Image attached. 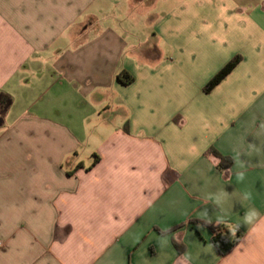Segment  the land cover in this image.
<instances>
[{
  "label": "crops",
  "instance_id": "0c3cea01",
  "mask_svg": "<svg viewBox=\"0 0 264 264\" xmlns=\"http://www.w3.org/2000/svg\"><path fill=\"white\" fill-rule=\"evenodd\" d=\"M0 241V264H264V0H0Z\"/></svg>",
  "mask_w": 264,
  "mask_h": 264
},
{
  "label": "trees",
  "instance_id": "16d2710c",
  "mask_svg": "<svg viewBox=\"0 0 264 264\" xmlns=\"http://www.w3.org/2000/svg\"><path fill=\"white\" fill-rule=\"evenodd\" d=\"M239 56L233 57L223 68H221L203 87V92L209 93L240 61ZM116 79L119 83L122 85H128L132 81V77L126 72L121 71L117 74ZM209 154L213 155L218 159V165L217 166H228L231 161L230 159H226L223 157H220L217 153H215L212 150L208 151ZM198 226H201L203 228L208 229L212 233L211 237V244L215 248V250L218 252L219 255L223 256L226 255L233 247L234 245L239 241L240 234L237 232L236 236H232L230 230H228L223 225H213V224H207L203 222H196ZM173 245L181 252L182 247H180L176 242H173Z\"/></svg>",
  "mask_w": 264,
  "mask_h": 264
},
{
  "label": "clouds",
  "instance_id": "9594fccd",
  "mask_svg": "<svg viewBox=\"0 0 264 264\" xmlns=\"http://www.w3.org/2000/svg\"><path fill=\"white\" fill-rule=\"evenodd\" d=\"M235 159L237 160V163L240 165V167H243L244 166L243 163L239 160V157L238 156ZM236 175H237L238 181H243L244 176H245V173L243 171L238 172ZM223 195H226V194H222V196ZM222 196L217 197V200H216V203L217 204H220L222 202ZM250 197H251V194L250 193H245L243 199L244 200H248V199H250ZM258 216H259V212L256 209H254V208L249 209L245 213L243 223L244 224H247V225H251V224L254 223V221L257 219ZM219 222H222V221H218V223ZM239 227H240V225H236V226H234V227H232L230 229V232H231L232 236H235V233H236V231L239 230Z\"/></svg>",
  "mask_w": 264,
  "mask_h": 264
},
{
  "label": "rangeland",
  "instance_id": "374dc122",
  "mask_svg": "<svg viewBox=\"0 0 264 264\" xmlns=\"http://www.w3.org/2000/svg\"><path fill=\"white\" fill-rule=\"evenodd\" d=\"M147 27H148L147 25H146V26L143 25V26H141V27H140V25H137L134 31H136V33H137L138 36H139V35L141 34L142 31H145V30L147 29ZM146 31H147V30H146ZM142 34H143V33H142ZM139 40L143 41L144 39H143V38H140ZM206 84H207V83H206ZM206 84H205V85H206ZM205 85H204V86H205ZM202 91H203V89H202ZM203 93H204V92H203ZM44 103H45V102L43 101V102H41L40 104L43 105ZM55 105H56V104H55ZM51 106H53V103H51ZM56 108H57V107H56ZM59 108H60V107H58L57 109H59ZM57 112L60 114V111H57ZM58 113H55L54 116H50V117H51L50 119H51L52 121L56 122V123H59V119H58V118H59V114H58Z\"/></svg>",
  "mask_w": 264,
  "mask_h": 264
},
{
  "label": "built area",
  "instance_id": "2783aa9c",
  "mask_svg": "<svg viewBox=\"0 0 264 264\" xmlns=\"http://www.w3.org/2000/svg\"><path fill=\"white\" fill-rule=\"evenodd\" d=\"M237 235V231L235 233V236ZM3 247V243L0 241V249Z\"/></svg>",
  "mask_w": 264,
  "mask_h": 264
}]
</instances>
